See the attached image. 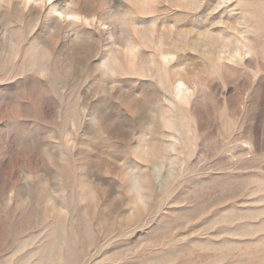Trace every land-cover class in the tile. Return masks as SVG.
Masks as SVG:
<instances>
[{"label": "rangeland", "instance_id": "obj_1", "mask_svg": "<svg viewBox=\"0 0 264 264\" xmlns=\"http://www.w3.org/2000/svg\"><path fill=\"white\" fill-rule=\"evenodd\" d=\"M0 264H264V0H0Z\"/></svg>", "mask_w": 264, "mask_h": 264}]
</instances>
